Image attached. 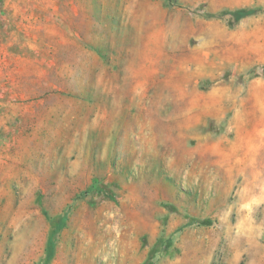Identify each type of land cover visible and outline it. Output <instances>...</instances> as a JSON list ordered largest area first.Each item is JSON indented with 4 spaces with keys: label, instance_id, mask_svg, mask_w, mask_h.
<instances>
[{
    "label": "rangeland",
    "instance_id": "374dc122",
    "mask_svg": "<svg viewBox=\"0 0 264 264\" xmlns=\"http://www.w3.org/2000/svg\"><path fill=\"white\" fill-rule=\"evenodd\" d=\"M0 264H264V0H0Z\"/></svg>",
    "mask_w": 264,
    "mask_h": 264
},
{
    "label": "trees",
    "instance_id": "16d2710c",
    "mask_svg": "<svg viewBox=\"0 0 264 264\" xmlns=\"http://www.w3.org/2000/svg\"><path fill=\"white\" fill-rule=\"evenodd\" d=\"M253 13L252 10L248 9H238L230 12H223L222 15H229L234 23L240 21L241 19L251 15ZM202 224H207L206 222H202Z\"/></svg>",
    "mask_w": 264,
    "mask_h": 264
}]
</instances>
